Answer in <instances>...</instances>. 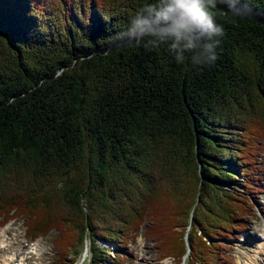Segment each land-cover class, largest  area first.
Listing matches in <instances>:
<instances>
[{"label": "trees", "instance_id": "16d2710c", "mask_svg": "<svg viewBox=\"0 0 264 264\" xmlns=\"http://www.w3.org/2000/svg\"><path fill=\"white\" fill-rule=\"evenodd\" d=\"M47 2L0 0V227L22 217L30 240L54 230L57 254L88 241L107 264L101 241L154 224L165 257L230 263L261 181L264 0H200L222 31L191 48L159 33L170 0Z\"/></svg>", "mask_w": 264, "mask_h": 264}, {"label": "rangeland", "instance_id": "374dc122", "mask_svg": "<svg viewBox=\"0 0 264 264\" xmlns=\"http://www.w3.org/2000/svg\"><path fill=\"white\" fill-rule=\"evenodd\" d=\"M47 3H49V0ZM259 135L260 133L258 132H252L249 142L252 143ZM259 151L260 153L258 154ZM256 157L257 164L262 168L259 191L251 194L250 199L248 198L249 207H251H248V212L243 219L244 228L240 231H231V234L235 235L236 238L231 237V239H223L224 244L227 246L224 248L227 250L226 255L231 254L232 256L228 264H264V138L261 140V144H258L257 152L253 158ZM151 225L152 229L149 233L147 228H140L134 233L132 238L128 241V244L119 249H114V244L101 241L99 246H107L113 250L110 252L112 259L108 260L107 264H194L191 261L178 262L171 256L165 257L166 255H164L161 250L163 245L160 243L159 239L168 236L169 233L173 231L171 228H167L164 232L155 231V225ZM3 226L6 235L4 239L5 242L8 243V246L5 249L0 246V258L2 256L6 257V253H9L11 256L15 252H21V257L25 259L24 264H67L74 260L73 264H90L88 241H86V246L82 255L76 259L73 253H70L71 250H68V253H66L61 248L62 250L57 254L54 242V238L58 235L57 231L51 230L45 236L37 237L30 241L29 237L26 235L24 218H12ZM3 226L1 227L3 228ZM1 227L0 231L2 229ZM182 228L183 226L177 227V230H182ZM0 245H2V243ZM9 246H11L10 249L8 248ZM5 251L7 252L5 253ZM141 251L144 253L143 257L140 256ZM116 253H120L122 257L121 261L115 260V263L113 258ZM3 257L0 259V264L5 263V261L2 260ZM17 261H19V259H13L12 264Z\"/></svg>", "mask_w": 264, "mask_h": 264}, {"label": "clouds", "instance_id": "9594fccd", "mask_svg": "<svg viewBox=\"0 0 264 264\" xmlns=\"http://www.w3.org/2000/svg\"><path fill=\"white\" fill-rule=\"evenodd\" d=\"M200 0H170L167 7V11L162 15L161 19L165 21H171L169 26H164L159 29L161 35L171 34L174 35L178 42L181 38L188 41L185 47H193L192 39L193 33L196 29H200L202 33H207L209 37L213 34H219L222 29L216 28L211 19H208L206 23L201 19L204 13L201 12L197 4ZM137 27L141 32H148L149 34L155 35L156 30L152 28L151 23L144 22L143 24L137 21ZM177 45L173 44L175 48ZM213 45L206 44L205 51L209 53V59H214L215 56L212 54ZM181 59V57H177Z\"/></svg>", "mask_w": 264, "mask_h": 264}, {"label": "bare ground", "instance_id": "6f19581e", "mask_svg": "<svg viewBox=\"0 0 264 264\" xmlns=\"http://www.w3.org/2000/svg\"><path fill=\"white\" fill-rule=\"evenodd\" d=\"M2 228V227H1ZM0 237H1V239H0V244L2 243V245H0L1 246V248H3V249H5L8 245V243H6L5 242V237H6V235H5V231H4V226H3V228L1 229V231H0ZM37 247V246H36ZM9 249L11 248V246H9L8 247ZM3 251V250H2ZM1 252V251H0ZM7 251H5V253H6ZM14 252H15V250H14ZM3 253V252H2ZM27 253V252H26ZM12 254V253H11ZM39 254V253H38ZM143 251H141L140 252V256H142L143 257ZM34 255V254H33ZM32 255V256H33ZM6 257H3V259L2 260H4L5 261V263L4 264H12V260L13 259H15V260H18L19 259V261H17V262H15L14 264H24L25 263V259H23L22 257H21V252H15V253H13L11 256H10V254L9 253H6V255H5ZM1 257V258H2ZM0 258V259H1ZM264 261V260H263ZM14 262V261H13ZM2 264V263H1Z\"/></svg>", "mask_w": 264, "mask_h": 264}]
</instances>
